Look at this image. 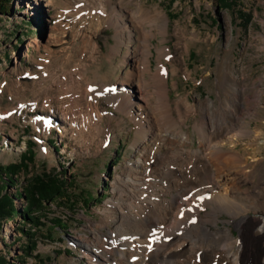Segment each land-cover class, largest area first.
Listing matches in <instances>:
<instances>
[{"label": "rangeland", "instance_id": "374dc122", "mask_svg": "<svg viewBox=\"0 0 264 264\" xmlns=\"http://www.w3.org/2000/svg\"><path fill=\"white\" fill-rule=\"evenodd\" d=\"M98 3L10 0L8 13H0V166L17 163L27 147L33 151L32 162L14 171V182H7L6 190L13 194L33 175L49 172L65 179L64 192L68 201L71 198L70 203L60 199L40 210L32 209L36 227L28 220L21 226L19 214L5 219L0 225V264H89L83 242L92 241L93 234L102 239L105 250L111 249L105 240L115 223L110 222L107 228L97 225L102 210L112 208L107 204L111 198L121 190L128 196L139 190L162 201L170 198L160 182L140 187L131 183L138 180L135 160L142 156L144 144L135 139L131 121L136 115L134 96L128 93L132 85L118 83L126 71L136 70L132 54L140 34L126 21L131 38L116 45L114 28L105 23ZM137 4L148 10L157 7L167 18V34L150 39L155 47L168 45L174 52V29L183 30L188 49L183 64L176 63L180 67L176 74L168 72L167 94L171 102L186 99L191 112L182 125L189 137L184 148L203 152L218 183L216 191L223 194L225 190L228 197L209 204L201 198L189 202L188 207L184 203L175 234L192 242L189 237L197 227L194 221L205 218L209 232L229 230L233 240L227 244L233 250L244 245V264H255L264 254V0H236L228 9L219 8L216 0H111L110 6L133 12ZM238 11L250 15L245 26ZM54 29L58 30V43L50 41ZM92 33L99 57L91 62L89 51L82 47L83 37ZM163 39L166 41L160 43ZM149 57L150 71L155 72L159 61L156 48H151ZM163 62L171 70L172 66ZM138 68L142 69L140 61ZM93 72L110 83L97 95L103 129H97L98 119L92 122L81 109V132L66 130L61 135L57 131L64 129L60 125L63 104L55 97L57 89L47 75H59L62 83L71 84L80 81L79 74L88 78ZM124 98L128 99V116L114 105ZM213 141L217 145L213 155L207 156L206 144ZM168 163L191 167L172 158ZM116 176L120 184L113 191ZM88 196L91 200L85 205L81 200ZM188 196L182 192V197ZM13 201L21 212L25 198ZM126 211L124 227H133L135 218L144 214L133 205ZM94 227L102 237L93 232ZM32 242L31 249L28 245Z\"/></svg>", "mask_w": 264, "mask_h": 264}, {"label": "bare ground", "instance_id": "6f19581e", "mask_svg": "<svg viewBox=\"0 0 264 264\" xmlns=\"http://www.w3.org/2000/svg\"><path fill=\"white\" fill-rule=\"evenodd\" d=\"M98 5V9L101 8L105 23L114 28L116 45L120 44V41L128 43L131 38L126 21H130L140 34L138 47L133 50L132 54L136 70L126 71L121 82L118 83L132 85V91L128 93L130 96H134L136 115L131 117V121L134 123L135 139H141L144 144L142 156L135 160L139 175L138 180H132L131 183H136L137 185H135L140 187L153 182H160L163 184L164 193L170 198H164L162 201L155 198L154 194L145 195L144 192L138 190L136 193L131 192L129 194L131 199L125 190H121L117 197L114 196L107 202V204H112V208L102 210L103 218L97 222L100 228H107L110 222L115 223L113 230H107L108 238L105 240L111 248L110 251L105 250L102 239L93 234L92 241L84 240L85 242H83L84 249L89 253H85L84 257L89 259V264H101V260L108 261L109 264H244L245 246L241 245L233 250L227 244L228 240H233L229 230L222 229L209 232L206 226L208 220L205 218L194 221L197 222V227L196 231L189 237L192 238V242L188 238L181 240L182 238H179L174 231L175 225L182 215L184 203L188 207L189 202L195 203L201 198L206 200V204L228 198L225 190L223 194H219L218 190L216 191L218 183L211 164L202 154L203 152L193 153L184 148V143L189 140V137L182 131V125L185 116L191 112L186 107V99L179 98L171 102L167 94L168 72L176 74L177 70L180 69L176 63L183 64V53L188 49L183 30L178 27L174 29V52H171L168 45H163L160 48L155 47L150 40L157 35L165 36L167 34V18L162 10L157 7L148 10L137 4L136 10L131 12L120 6L118 9L110 6L111 0H99ZM57 14L59 15V12ZM67 15L70 14H65L66 17ZM52 32L51 37L53 39L50 41L58 43V30L54 29ZM94 33L83 37L82 50L89 51L91 62L96 61L99 57ZM165 41L163 39L160 43ZM33 43L35 42L33 41ZM152 47L157 49L159 59L155 72L150 71L149 56ZM34 48L37 49L38 46L35 45ZM139 61L142 63L141 70L138 68ZM163 61L172 66L171 70L164 65ZM47 77L53 81L52 85L57 89L55 97L63 104L60 125L64 129L58 130V133L61 134V131L66 130L71 133L81 132L83 123L80 114H78L81 109L85 110L86 116L92 122L98 119L96 121L97 129H103L101 112L97 105V95L105 91V88L110 85L108 81L95 72L88 78L79 74L80 81L71 84L70 81L62 83L59 75H47ZM127 103V98L118 102L114 101L116 109L128 116L126 112ZM230 115L233 116L234 111L230 112ZM211 129L209 132L211 130L214 133L213 126ZM171 130H175V132L173 131L172 134L170 133ZM171 134L173 138H171ZM216 145L215 142H208L205 154L212 156L213 152L211 151ZM170 158L181 164L188 162L191 167L169 165ZM129 167L131 168V165ZM119 180V176L114 178L111 186L113 191L119 186ZM199 187L203 189L196 193ZM208 187L210 190H204ZM172 190H175L176 193L172 194ZM183 191H186L189 196L182 197ZM128 205H133L144 213L143 216L135 218L133 227H124V223L128 219L126 211ZM160 209H164V212H160ZM183 218L185 219L186 216ZM196 224L194 225L196 226ZM93 232L102 237L95 227ZM113 253H116V256ZM263 255L260 254L257 257L255 264H264Z\"/></svg>", "mask_w": 264, "mask_h": 264}, {"label": "trees", "instance_id": "16d2710c", "mask_svg": "<svg viewBox=\"0 0 264 264\" xmlns=\"http://www.w3.org/2000/svg\"><path fill=\"white\" fill-rule=\"evenodd\" d=\"M9 2L10 0H0V13H8L10 9ZM216 2L219 8L225 9L236 5V0H216ZM237 15H239L238 18L242 21L244 26L250 20L249 14L238 11ZM32 157L33 151L31 148L27 147V149L19 156L17 163H9L4 167L0 166V172L3 174L0 176V225L5 219L12 218L13 216L19 214L22 216V220L20 222L22 223L21 226H24L26 224V220H28L33 223L31 224L33 227H36V221L32 220L31 216V212L33 211L32 209L40 210L43 205L53 202L54 200L59 201L60 199H63L69 203L71 202V198L70 201H68L69 199L66 198V194L64 192L65 179L49 172H41L33 175L30 179L25 181L21 189L14 191L13 194L8 193L6 190V187H8L7 182L11 185L12 182H14V179L12 178L14 171L20 168L24 163H31ZM17 197L25 198V205L23 206L21 212L17 211L14 206L13 200ZM90 200L91 197L88 196L87 198H83L81 201L87 205ZM28 246L32 249L34 247L33 242Z\"/></svg>", "mask_w": 264, "mask_h": 264}]
</instances>
